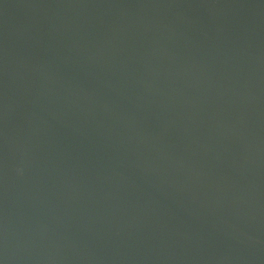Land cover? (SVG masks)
I'll list each match as a JSON object with an SVG mask.
<instances>
[{"label": "water", "instance_id": "1", "mask_svg": "<svg viewBox=\"0 0 264 264\" xmlns=\"http://www.w3.org/2000/svg\"><path fill=\"white\" fill-rule=\"evenodd\" d=\"M0 264H264V0H0Z\"/></svg>", "mask_w": 264, "mask_h": 264}]
</instances>
